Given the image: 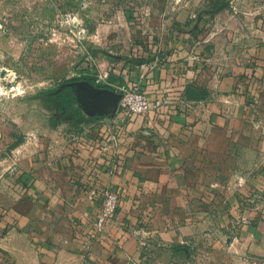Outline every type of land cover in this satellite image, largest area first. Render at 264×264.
<instances>
[{"label": "crops", "instance_id": "obj_1", "mask_svg": "<svg viewBox=\"0 0 264 264\" xmlns=\"http://www.w3.org/2000/svg\"><path fill=\"white\" fill-rule=\"evenodd\" d=\"M201 45L206 62L200 63V84L218 96L215 102L200 99V113L178 110L180 102L171 101L165 112L128 117L114 95L92 98L77 85L87 117L80 125L70 121L61 133L65 121L45 116L20 124L21 185L0 218L1 264H264V160L249 176L254 168L247 159H264V134L251 101L264 94V41ZM168 50L146 80L152 90L173 74L168 66L177 52ZM189 131L218 161H229L222 171L230 175L229 192L203 197L198 210L187 178V149L196 141ZM106 188L120 194V203L104 234L95 237L91 222Z\"/></svg>", "mask_w": 264, "mask_h": 264}, {"label": "rangeland", "instance_id": "obj_2", "mask_svg": "<svg viewBox=\"0 0 264 264\" xmlns=\"http://www.w3.org/2000/svg\"><path fill=\"white\" fill-rule=\"evenodd\" d=\"M245 39L264 41V0H0V218L6 200L19 195L18 165L25 140L20 124L45 116L65 121V133L70 121L80 125L87 120L78 99L74 105L61 104L56 93L66 86L75 91L82 80L104 87L96 78L111 70L104 88L122 94L118 85L139 86L153 103L161 101L156 113L165 112L171 101L180 102L178 110L200 113V99L215 102L218 96L200 84V63L206 62L200 59V41ZM168 49L177 52L168 66L173 74L152 90L146 80L162 65ZM208 84L212 87L214 80ZM251 101L253 120L264 134V94ZM118 103L126 116L138 117L126 110L122 96ZM187 135L196 139L198 134ZM204 145L196 139L187 149V178L197 210L200 199L224 197L230 184V175L222 172L229 170L228 159L218 161L216 152ZM247 159L253 176L264 159ZM4 249L0 245V264L6 258Z\"/></svg>", "mask_w": 264, "mask_h": 264}, {"label": "built area", "instance_id": "obj_3", "mask_svg": "<svg viewBox=\"0 0 264 264\" xmlns=\"http://www.w3.org/2000/svg\"><path fill=\"white\" fill-rule=\"evenodd\" d=\"M105 79L104 75H100L97 78ZM122 90V104L127 111L132 112L134 115H146L151 109L156 112L160 111L162 108L161 101L153 103L148 95L139 87H127L125 84L117 86ZM242 184L245 182L244 179L240 181ZM120 203V194L111 188H106L103 192V202L91 222L90 232L95 237H100L104 234L107 224L115 216L117 208ZM141 244L146 245V239L143 237L141 239Z\"/></svg>", "mask_w": 264, "mask_h": 264}, {"label": "water", "instance_id": "obj_4", "mask_svg": "<svg viewBox=\"0 0 264 264\" xmlns=\"http://www.w3.org/2000/svg\"><path fill=\"white\" fill-rule=\"evenodd\" d=\"M77 85L80 87V89L85 90L88 93V95L92 98H98L103 93H107L109 95H114L116 97L115 101H118L122 96V94L117 93L116 91H114L112 89L96 86V85H94L91 82L86 81V80L76 82L75 86H77Z\"/></svg>", "mask_w": 264, "mask_h": 264}, {"label": "trees", "instance_id": "obj_5", "mask_svg": "<svg viewBox=\"0 0 264 264\" xmlns=\"http://www.w3.org/2000/svg\"><path fill=\"white\" fill-rule=\"evenodd\" d=\"M108 78L105 79H99L97 81L96 78V82L100 85V86H104L106 87L108 84ZM56 99L61 103V104H68V105H74L76 104L77 101V97L75 94V91L70 87V86H66L64 89H62L61 91H59L58 93H56ZM54 100L50 101L49 103L52 104Z\"/></svg>", "mask_w": 264, "mask_h": 264}]
</instances>
